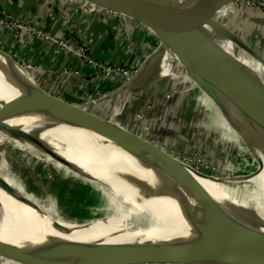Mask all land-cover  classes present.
Returning <instances> with one entry per match:
<instances>
[{
    "label": "bare ground",
    "instance_id": "obj_1",
    "mask_svg": "<svg viewBox=\"0 0 264 264\" xmlns=\"http://www.w3.org/2000/svg\"><path fill=\"white\" fill-rule=\"evenodd\" d=\"M87 1L125 13L141 12L136 0ZM198 38L214 69L234 82L243 98L264 105V99L258 96L259 87L264 88V85L259 76L252 73L255 65L260 66V77L264 80V64L232 42L221 41L228 48H219L208 44L200 35ZM33 88L25 79L0 69V116L6 119L5 124L8 121L12 126L11 132L8 131L12 133L10 135L3 129L4 121L0 123V140L9 137L13 144L21 143L25 150L43 156L48 153L32 136L29 118L22 102V97L28 94L26 92L29 89L34 91ZM35 99L47 131L45 134L52 138L63 156L85 169L94 177L93 181H100L105 185L103 195L106 203L102 211L111 210L118 215L94 224L54 220L48 215V211L25 200L23 192L16 186L13 187L15 184L9 170L12 165L9 168L0 167V255L8 251L53 252L61 257V253L71 251L73 256L60 260L81 261L80 263L85 264H95L93 261L105 259L118 262L120 257L117 254L106 251L108 246L146 244L151 240L153 244L160 243L159 245L175 247L179 251L194 252L196 249L191 248L193 246L188 235L183 232L175 211L174 201L179 197L184 204L188 225L205 242L235 251L264 254L263 249L256 248L253 244L241 247L244 242L250 241L253 231L264 232V157L254 155L260 165L258 171L233 179L227 176L223 180L197 176L195 180L185 179L184 170L175 168L172 162L168 165L151 161L149 165L140 168L132 158L139 148L123 144L122 150L119 149L120 159L110 149L112 144L104 142L105 139H118V134H108L106 127H99L101 124L98 121L93 125L85 120L84 125L99 128L95 134L103 139V143H98L101 145L98 148L84 136L83 125V129L79 131H71L64 122L60 123L63 127L60 126L47 115L46 105H43L37 93ZM52 110L59 116L60 122L62 116L59 107L52 106ZM64 120L74 123L78 119ZM254 144L264 152V143L254 141ZM190 186H194V194L189 190ZM5 193L10 195L6 196ZM234 198L236 202L230 204ZM199 200L209 208L208 211L198 208ZM212 211L216 217L211 215ZM242 228L246 231H242Z\"/></svg>",
    "mask_w": 264,
    "mask_h": 264
},
{
    "label": "water",
    "instance_id": "obj_2",
    "mask_svg": "<svg viewBox=\"0 0 264 264\" xmlns=\"http://www.w3.org/2000/svg\"><path fill=\"white\" fill-rule=\"evenodd\" d=\"M0 1L6 4L8 0ZM238 1L240 0H136L137 6L141 12L133 14L116 9L110 10L109 8L113 13L128 17L131 20L133 19L149 28L161 43L151 54L145 56L133 78L118 90L131 87L139 89V86L142 84V78L147 75V68L148 70L149 68L154 70V68L157 67L156 73L151 71L150 75H152V78L147 85L148 87L144 95L148 99V103L151 104L149 114L160 117L163 115L161 109L168 106L169 101L175 100L176 96L163 98L158 104L152 105L153 96L151 95L153 91H160L159 86L164 82H168L170 68H178L177 64H179L181 68L178 69L181 70L182 75L188 77L197 88L211 100L219 114L235 132L241 136L240 130L242 132L245 131L253 136L255 142L259 141L264 143V105H258L252 103L249 99L246 100L243 98L237 85L229 79H226L214 69L208 54L201 46L198 38V35H200L208 44L219 48H228L227 46H223L220 43L221 41L225 40L230 43L232 42L235 46L249 53L255 60L264 64V55H261L257 50L253 49L252 46L245 41L244 36L237 33L235 27L232 25L230 26L232 22L231 12L238 6ZM59 6L62 8V3H59ZM99 6L103 7L101 4ZM245 6L254 12L264 13L252 9L247 5ZM221 9L224 11L223 16H217L218 11ZM98 15H102V13L98 12ZM169 53L174 56L175 60ZM0 69L25 79L34 87V91L29 89L26 92L28 94L22 97V102L29 118L31 134L35 140L49 155L84 177L91 180L94 179V177L88 174L85 169H82L81 166L71 162L63 156L61 152L57 150L58 146L53 142L52 138L45 134L47 131L41 120L35 93L42 99L43 105H46L45 112L49 117L54 118L55 123H59V116L52 110V106L59 107L62 119H78L74 121V125L88 127L84 125L85 120H88L93 123V125L99 121L103 125L111 128L113 130V136L118 134V139H113L117 145L132 144L139 148L137 149L138 152H136L132 158L138 163L140 168L149 165L151 161H157L161 164L168 165L172 162L175 168L180 167L184 169L183 173L186 176L185 179L188 180H195L196 176L200 178L210 177L212 179L221 178L197 171L194 168H189V166L184 165L183 162L178 163L174 158L168 155L166 150L163 148L160 149L157 143H149L137 137L130 132L128 127L120 125L115 120H106L102 116L94 114L81 105L71 104L62 99H57L53 95L50 96L40 88L35 77L33 78V75H38L39 71L28 69V73L25 71L26 69L24 67L18 64V62L8 54V52L3 51L1 48ZM117 94L118 93L115 95L110 94L108 98H112ZM258 96L264 99L263 87H259ZM162 119H164V117H162ZM162 119L157 126L159 127L156 135L157 138L166 141L170 138H176L178 141H187L185 137L179 133H177L178 135L175 133H167L168 130L172 129L176 131V128H170L169 125L166 127L167 123ZM169 121L173 120L171 119ZM92 130L98 132L99 128L94 126ZM191 146L193 147V145ZM262 153L264 154V152ZM186 168L191 169L195 174L186 171ZM222 178L221 180H223ZM193 187L194 186H190L188 188L191 193L194 194ZM188 195L190 196V192ZM201 200H199L200 203H198V208L208 211L209 208H207ZM174 204L178 220L181 227H183V232L188 235V239L193 246L191 248L196 249V251H179L175 247L172 248L159 245L160 243H154L153 245L142 243L114 244L108 246L106 251L117 254L120 260L116 263L105 264H264V254L235 251L226 247L213 246L205 242L198 236L195 229L188 225L185 208L183 206L184 204L180 197L176 198ZM211 213L213 217L216 215L213 211ZM242 231H246V229L242 228ZM250 244L264 250V232L253 231L250 241L247 240L241 247H249ZM80 255L81 254H79V256ZM0 257L20 264H85L60 260L58 254L53 252L26 253L22 251H8L1 254Z\"/></svg>",
    "mask_w": 264,
    "mask_h": 264
},
{
    "label": "rangeland",
    "instance_id": "obj_3",
    "mask_svg": "<svg viewBox=\"0 0 264 264\" xmlns=\"http://www.w3.org/2000/svg\"><path fill=\"white\" fill-rule=\"evenodd\" d=\"M73 1L74 0H72V2ZM245 1L246 0H240L237 2V5L245 6ZM29 2L30 0H25V3ZM83 2H86V4L90 7L95 6L102 9L105 8L96 6L95 2H90L87 0H84ZM0 3L3 5V7H6L9 10L11 6H14L17 9L19 6V0H8L6 4L0 1ZM108 14L111 15L112 13ZM110 15L107 17L108 23H110V20L113 19L110 17ZM113 16L119 20V23L114 24L112 30H132L131 34L128 33L129 36H127V38L129 43L126 44L127 49L129 50L127 53H132L129 60L134 61L133 59H138L139 55L141 54L142 56L139 58H144V56H147V54H151V50L149 51L151 47L147 41L149 38L151 39V37L147 35L149 32L148 30L150 29L144 27V25L134 21L133 19L131 20L128 17H126L128 19L127 26H122L121 19L123 16L117 13H114ZM69 19L70 17L67 18V20ZM80 21L83 22L82 25L84 30H92V27L87 25L90 21L87 22L85 17ZM104 25L105 24L103 22H100L94 27L98 28L99 30L110 29V26H108L109 29H106V25ZM72 26L73 25L70 24L69 27L72 30H77ZM62 27L64 28V26ZM141 30H144L142 33L146 35H143ZM159 44H161L160 41ZM258 53L264 55L262 51H258ZM135 54L137 58L135 57ZM132 56L134 58H132ZM170 56L175 60L174 56L171 54ZM128 64H133V62ZM177 67L181 68L179 64H177ZM151 69L152 68H149L148 70L147 68V73L150 72ZM261 70L262 68L260 66L255 65V70H253L252 73L257 74L260 78V82L264 85V80L260 77ZM45 75L46 73L40 69L38 75H33V78L35 77V80H37L40 88H42L47 94L50 96L53 95L57 99H61L57 95L49 92L48 88L50 87L46 82L44 83L43 81ZM176 78V84L175 86H171L170 91L172 89H177L178 98L173 105L171 104L172 101L168 102L170 112L171 110H174V112L173 114L172 112L169 114L167 112L163 113L164 119H162L161 116L158 117L157 115L153 116L152 114H149L151 104L148 103V99L144 95L148 87L147 85L150 82L149 81L148 84L147 81L144 82V80L147 79V75L142 78V82L144 83L139 89H135L133 94H130L128 100L127 97H120V100H118V95H116L112 98L102 97L96 102V98L104 93L98 91L96 94L87 93L86 102L88 104H94L97 106L100 105V109L106 112L105 117L103 118L106 120H115L120 125L128 127L130 132L135 134L137 137H140L149 143H157L160 146L165 145L163 149H166L168 155L174 158L178 163H182L181 160L187 159L189 156H191V159H189L190 161L184 160L185 162H183V164L189 166V168H193L195 164L192 161L198 157L193 156V153L199 152L204 156V158L201 157L203 158V161H205V163L206 161H209L212 165L213 169L209 168L202 171L203 173L209 175H214L221 178L227 176L234 178L237 176L251 174L256 170L258 171L260 165L255 160L254 155H258V157H264V154L257 149L256 144H254L253 136L246 133L245 131L242 132L240 130L242 137L237 132H235L240 142L235 141V138L233 135H231V132H229V125H227V122L219 114L217 108H215L211 100L206 95H204L200 89H197L196 85H194L188 77L182 78L177 76ZM169 85L170 84L168 82H164L159 86L160 91H167ZM134 93H136L137 96ZM158 101L161 102L162 99ZM156 103V101H152V105H155ZM167 117L169 120L172 119L173 121H169ZM52 119L54 120L53 117ZM160 119L167 123L166 127L169 125L170 128H176V131L172 129L168 130L167 133H179L183 135L187 141H178L176 138H170L168 141H166L164 139L160 140L157 138L156 135L159 128L157 126L161 122ZM5 120L6 119L4 116H0V123L4 121L2 123L3 129L8 132L11 130L12 126L8 123V121H6L5 124ZM63 122L71 131H79L83 129L82 125L77 126L70 121H63V119L60 120L59 125L60 123L63 124ZM99 125L101 128L106 127L107 129H105V131H107L108 134H113V130L108 126L103 125L101 122H99ZM218 126L222 129V131ZM95 133L96 131L92 130V128H84V136L90 139V141L93 142L96 147L101 148V145L98 143H103V139L99 138V135ZM9 134L11 135L12 133ZM4 138L5 140H0V167L9 168V166L12 165V169L9 168V170L15 184H13V187L16 186V188L21 190V193L23 192L24 195H21L25 200L48 211V215H51L50 217L52 219H59L69 223L80 222L82 224H94L98 221L109 219L118 215L111 210L102 211L104 204L106 203V198L103 195V189L105 188V185L101 184L100 181H93L78 174L64 164L55 160V158L49 154L46 155L42 152L44 155L40 156L35 152L27 149L25 150L21 143L13 144L14 142H12L9 137ZM157 140L159 142H157ZM104 142H110L112 144L110 149H112L116 154V158L122 159L119 149L122 150L123 145L120 147L113 141V139H105ZM190 143L193 145V147L190 145ZM159 148L161 149V147ZM135 151L138 152L137 149ZM4 156H7V159H4ZM49 158H51V160H49ZM186 171L193 172L191 169H187ZM13 187L11 186V188L14 190ZM9 195L10 194H6V196ZM234 202H236L235 198L231 199L229 203L233 204ZM152 241L153 240H151V242L147 241L145 243L147 245H152ZM73 254L74 253L71 251H66L65 253L60 254V258L69 259L71 256H73ZM0 261L12 260L0 257ZM70 262L80 263L81 261L72 260Z\"/></svg>",
    "mask_w": 264,
    "mask_h": 264
},
{
    "label": "crops",
    "instance_id": "obj_4",
    "mask_svg": "<svg viewBox=\"0 0 264 264\" xmlns=\"http://www.w3.org/2000/svg\"><path fill=\"white\" fill-rule=\"evenodd\" d=\"M43 3H45L44 0H30L29 3H25V0H19L18 9L14 6H11L10 10L17 18L34 21L46 32L57 36L66 34L67 30H64L62 26H64L65 24L70 26V24H72V27L77 29L74 30L75 34L78 35L81 42L86 45L89 53L96 59L106 60L110 62H133V64L136 63L134 65H138L144 60L145 56L144 58H139L142 56V54L139 55L138 59H133L134 61L129 60L132 53H127V51L129 50L127 49L126 44L129 43L127 36L132 33V30H112L113 25L118 24L119 20L116 19L115 16H113L114 14H108L112 12L109 9L99 8L106 13L102 15L95 14L96 16L93 15L90 19V22L87 24L92 27V30H84V27L82 25L83 22L80 21L81 18L78 17L79 15L77 16L75 12L67 9V16L70 17V19L67 20L66 23H64L61 19V16L58 15L55 7L53 8L51 3ZM4 8L5 7H3V5L0 3V11ZM223 12V9L219 10L217 16H223ZM231 14L232 22L230 23V26L232 25L233 27H235L236 32L243 35L245 41L249 45H251L253 49L262 51L264 53V13L254 12L244 5H238L232 10ZM109 15L113 18L110 20V23H108L107 20V17ZM121 20L122 26H127L128 19L126 17H123ZM100 22H103L106 25V29H109L108 26H110V29L99 30L98 28H95L94 26ZM143 31L144 30H141V33ZM148 31L149 32L147 35L151 37V39L149 38L147 40L151 47L149 51H153L159 46V41L151 30ZM0 44L4 49L11 51L13 54H17L20 59H23L26 62H30L34 66L42 67L44 69V72L46 73L43 81L44 83L46 82L50 87L48 88L49 92L57 95L66 102L81 105L87 110L102 117H105L106 112L100 109V105L99 107L94 104H88L86 102L87 93L96 94L98 91L111 92L112 95L118 93L117 95H120L123 98L127 97L128 100L130 94H133L134 90L137 89L134 86L135 88L131 87L122 90H116L118 87L117 84L101 76L95 77L96 73L92 69L82 65L78 61V59H76V57L66 52H61L59 54L53 53L49 48L50 46L46 45L43 41L38 39L33 40L31 44L24 45L16 42L9 31L0 29ZM135 57L137 58L136 54ZM132 58L134 57L132 56ZM63 67L78 69L79 75H64L60 73ZM156 68H154V70H150V72L147 73V79L145 80L147 81V84L149 81H151L152 78V75H150L151 71L156 73ZM164 95L165 92L153 91L151 96L164 98ZM174 103L175 100L171 102L172 105ZM229 132H231V135H233L235 141L240 142L238 136L235 134V131H233L231 127L229 128ZM93 262L95 264L116 263L111 259ZM0 264L20 263L14 261H0Z\"/></svg>",
    "mask_w": 264,
    "mask_h": 264
},
{
    "label": "built area",
    "instance_id": "obj_5",
    "mask_svg": "<svg viewBox=\"0 0 264 264\" xmlns=\"http://www.w3.org/2000/svg\"><path fill=\"white\" fill-rule=\"evenodd\" d=\"M44 2L45 3L49 2L53 6V8L55 7L56 12L58 13V15L61 16V19L64 23L67 22V18H68L67 9L75 12L77 16L79 15L81 17V19L85 17L87 22L90 21L93 15L95 14L98 15V12L102 14L106 13L95 6L90 7L86 4V2L78 1V0H74L73 2L72 0H44ZM59 3H62V8L59 6ZM245 5L257 11L264 12V0H246ZM110 13L114 14L113 12H110ZM66 26H67V29H66ZM0 29L9 31L12 34L15 41L18 43L28 45V44H31L33 40L38 39V40L43 41L46 45L50 46L49 48L51 49L53 53L59 54L61 52H66V53L71 54L72 56L76 57V59H78V61L82 65L92 69L96 73L95 77L101 76V77L107 78L113 83H116L118 85L116 90L120 89L121 86L123 87L127 82H129L133 78V76L135 75L136 71L138 70L139 66L142 63L141 62L138 65H134V64H128V63H122V62H110L106 60L96 59L89 53L86 45L83 42H81L78 35L75 34V31L72 30L68 25L66 24L64 25V30H67L66 34H63L62 36L53 35V34L46 32L41 26L37 25L34 21H31L28 19L17 18L11 12V10L7 9L6 7L0 11ZM0 48L3 51L8 52V54H10L12 58L16 62H18V64H20L22 67L32 70V71H35V70L39 71L40 69L44 71L42 67L34 66L30 62H26L23 59H20L17 56V54H13L11 51L4 49L1 44H0ZM60 73L64 75H68V76H76V75H79V70L71 68V67H63ZM169 73H170V76L168 78V83L170 85L168 86L167 91H165L164 98H170L172 96H176L175 97V101H176L178 98L177 96L178 90L172 89L170 91V88L171 86H175L176 81H177V78H176L177 76L182 77V78H184V76L182 75L181 71L176 67L170 68ZM110 94L111 92L102 93L100 96L96 98V102L102 97L108 98ZM120 97L121 96L118 95V100H120ZM161 99L163 98L153 96V101H156L157 104L159 102L158 100H161ZM169 108L170 107L168 106L163 107L161 109L162 114L166 112L168 114L172 112L173 114L174 110L173 111L171 110L170 112ZM162 117H164V115H162L161 118ZM157 142L159 141L157 140ZM164 146H160V147L164 148ZM193 156H198L197 158H195L194 161H192L195 164L193 166L195 170L202 172L203 170H206L209 168L213 169L209 161H206V163L205 161H203L204 156L201 153L195 152L193 153ZM189 159H191V156H189V158L184 159V160H189ZM184 160H181V161L185 162Z\"/></svg>",
    "mask_w": 264,
    "mask_h": 264
}]
</instances>
